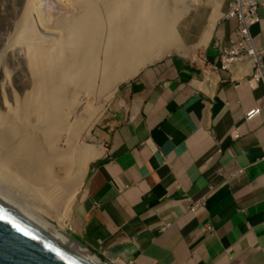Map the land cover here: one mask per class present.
I'll return each mask as SVG.
<instances>
[{"label": "crops", "instance_id": "obj_1", "mask_svg": "<svg viewBox=\"0 0 264 264\" xmlns=\"http://www.w3.org/2000/svg\"><path fill=\"white\" fill-rule=\"evenodd\" d=\"M227 1L207 5L185 50L120 85L98 127L101 149L76 189L68 231L104 260L264 264V79H250L247 60L232 74L200 63L217 65L240 26L220 17ZM257 13L250 33L264 50V5Z\"/></svg>", "mask_w": 264, "mask_h": 264}, {"label": "bare ground", "instance_id": "obj_2", "mask_svg": "<svg viewBox=\"0 0 264 264\" xmlns=\"http://www.w3.org/2000/svg\"><path fill=\"white\" fill-rule=\"evenodd\" d=\"M64 3L70 14L61 15V20L50 22L34 14L38 27L22 35L30 41L23 73L9 69L8 61L0 58V197L92 264H108L52 222L55 217L60 227L66 222L57 214L72 202L92 156L79 133L84 127L90 132L120 79L162 52L180 47L175 25L192 2ZM10 48L11 43L0 40V55ZM10 71L12 84L19 86L16 90L10 87ZM76 104L81 110H73ZM32 210L38 211V219Z\"/></svg>", "mask_w": 264, "mask_h": 264}, {"label": "rangeland", "instance_id": "obj_3", "mask_svg": "<svg viewBox=\"0 0 264 264\" xmlns=\"http://www.w3.org/2000/svg\"><path fill=\"white\" fill-rule=\"evenodd\" d=\"M67 2V0H64ZM64 1L61 0H0V40L3 41V43H11L12 48L8 51V54L6 55H0L1 60H7L8 61V68L9 69H15L17 70V73L20 74L23 73L24 69L28 66V62L30 59L28 47L27 45H30V41L24 40L22 38V35L25 36V34L29 31H32L34 27H38L36 25L35 21V15H38L40 19L42 20H48L50 22L55 21V19L61 20L62 17L69 15V6H67V3L65 4ZM192 3L189 4L188 9L183 13L177 20L175 25V32L178 36V41L180 47H174L167 51L162 52L158 57L152 58L148 61H146L143 65H141L138 69L140 70L143 66L148 65L149 63L173 52L177 51L178 49L182 48L185 50L184 47V39L186 36H189L194 30L198 29L200 27V24L204 21V17L206 15V12L208 10V4L211 3L213 0H190ZM64 5V6H63ZM61 6V7H59ZM40 7H42L40 9ZM63 7V8H62ZM61 8V9H59ZM65 8V9H64ZM25 11L24 16L21 15L22 11ZM60 10V11H59ZM32 12V13H31ZM43 12L45 13L43 15ZM60 14V15H59ZM49 15V16H48ZM62 15V17H61ZM61 18H60V17ZM106 18V17H105ZM34 24V26H33ZM33 26V27H32ZM30 27H32L30 29ZM29 28V29H28ZM20 29V30H18ZM48 29V28H47ZM18 30V31H16ZM25 30V31H24ZM54 30L53 32H56L55 28H52ZM24 31V32H23ZM14 32V33H13ZM19 34V35H18ZM14 35V36H13ZM13 37V38H12ZM45 41V46H47L48 41ZM53 46V45H52ZM51 48V46H49ZM54 47V46H53ZM52 47V48H53ZM53 51V50H52ZM54 54H56L53 51ZM12 61V64L9 63V61ZM22 69V71H21ZM137 71L127 77L122 78L118 81L117 86L115 90L107 97V99L104 101L103 109L100 111L98 116L96 117L95 121L92 123L90 132L86 133V128L84 127L82 131L79 133V139L82 141L85 145L89 147L88 153L92 152V156L90 159L86 161V167L84 169V173L86 171V168L91 161L92 158H94L101 149V141L97 137V130L98 127L104 117L105 114H107L108 110L113 105L114 101V95L117 92V89L120 85H123L125 83H128L129 81L133 80L134 76L136 75ZM10 87H12L14 90H16V86L12 84V78L14 77V74L10 71ZM94 95L91 94L90 99H93ZM89 99V101H90ZM73 110H81V106H78L77 104L73 106ZM74 115H79V113L76 111L74 112ZM87 150V149H86ZM97 151V154H96ZM78 160L76 159V164ZM17 177V176H16ZM83 177V176H82ZM77 189V188H76ZM71 201L68 207L62 208L61 211L57 214V216H62L66 222L60 227L59 221L52 218V222L57 228H61L62 231L65 233L66 236H69L68 231V218H69V212H70V206ZM65 211L66 214H65ZM33 216L38 219V211L32 210ZM50 216V215H49ZM57 221V223H56ZM81 245V244H80ZM84 246V245H82ZM101 261L106 262L108 264H115L110 261L104 260L98 255H96Z\"/></svg>", "mask_w": 264, "mask_h": 264}, {"label": "water", "instance_id": "obj_4", "mask_svg": "<svg viewBox=\"0 0 264 264\" xmlns=\"http://www.w3.org/2000/svg\"><path fill=\"white\" fill-rule=\"evenodd\" d=\"M0 264L92 263L0 197Z\"/></svg>", "mask_w": 264, "mask_h": 264}, {"label": "built area", "instance_id": "obj_5", "mask_svg": "<svg viewBox=\"0 0 264 264\" xmlns=\"http://www.w3.org/2000/svg\"><path fill=\"white\" fill-rule=\"evenodd\" d=\"M264 5V0L258 2L257 0H228L227 9L222 14L221 18L227 19L236 17L240 26L236 29L234 37L230 38L229 42L221 49L219 53L218 65H212L205 62L204 58L200 59V63L206 67L217 69L218 67L228 71L232 74V66L238 61L249 60L252 63L251 80L257 81L264 77V50L257 45L250 33V27L258 22L259 15L257 13L258 5ZM203 62V63H202ZM202 69H204L202 67ZM257 107H253L245 112V118L249 119L258 112ZM232 137L238 136L236 129L232 130ZM264 158V157H263ZM220 169L218 172L220 173ZM242 170L238 169L231 173L226 174L227 177H233L241 173ZM204 198L199 199L193 203V207L202 205ZM168 224L166 223L165 226ZM205 229L210 231L212 227L209 224L205 225ZM130 263V262H128Z\"/></svg>", "mask_w": 264, "mask_h": 264}, {"label": "clouds", "instance_id": "obj_6", "mask_svg": "<svg viewBox=\"0 0 264 264\" xmlns=\"http://www.w3.org/2000/svg\"><path fill=\"white\" fill-rule=\"evenodd\" d=\"M258 2H259V1H258ZM260 2H261V1H260ZM227 3H228V1H227ZM259 5H260V4H259ZM226 6H227V5H226ZM226 9H227V8H226ZM225 11H226V10H225ZM225 11H223V12L221 13V16H222V14H223ZM221 16H220V17H221ZM230 18H231V17H230ZM222 19H223V18H222ZM256 23H257V22H256ZM238 28H239V27H238ZM235 31H236V30H235ZM234 35H235V34H234ZM252 37H253V36H252ZM260 47H261V46H260ZM219 53H220V52H219ZM201 58H203V57L201 56L200 59H201ZM204 60H205V59H204ZM242 61H243V60H242ZM247 61H249V60H247ZM205 62H208V61L205 60ZM238 62H240V61H238ZM250 62H251V61H250ZM208 63H209V62H208ZM218 63H219V55H218ZM236 63H237V62H236ZM210 64H212V63H210ZM212 65H214V64H212ZM217 65H218V64H217ZM217 65H216V66H217ZM233 65H234V64H233ZM202 67L205 68V65H202ZM252 67H253V66H252ZM206 68H210V67H206ZM211 69H212V68H211ZM217 69H221V68L218 67ZM203 70H204V69H202V71H203ZM215 70H216V69H215ZM222 70H223V69H222ZM251 71H252V69H251ZM250 76H251V72H250ZM263 79H264V77H263ZM263 79H262V80H263ZM257 108H258V107H257ZM248 110H249V109H248ZM245 112H246V111H245ZM257 113H258V112H257ZM244 116H245V113H244ZM245 119H246V118H245ZM233 130H234V129H233ZM236 132H237V131H236ZM231 133H232V132H231ZM231 136H232V134H231ZM237 137H238V136H237ZM237 137H236V138H237ZM263 159H264V158H263ZM236 171H237V170H236ZM230 173H231V172H230ZM239 174H240V173H239ZM236 175H237V174H236ZM206 224H208V223H206ZM206 224H205V225H206ZM207 231H208V230H207ZM73 240H74V239H73ZM74 241H76V240H74ZM76 243H78V242L76 241ZM78 244H80V243H78ZM81 245H82V244H81ZM91 253H92V252H91ZM92 254H93V255H96V254H94V253H92ZM115 260H116V262H118V259H115ZM110 262H111V261H110ZM112 263H113V262H112ZM114 263H115V262H114ZM115 264H116V263H115Z\"/></svg>", "mask_w": 264, "mask_h": 264}]
</instances>
